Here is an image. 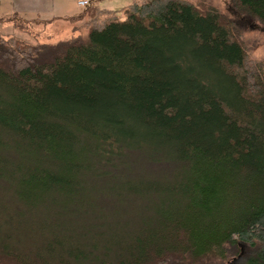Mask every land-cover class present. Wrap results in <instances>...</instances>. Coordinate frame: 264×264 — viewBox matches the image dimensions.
I'll return each instance as SVG.
<instances>
[{
  "label": "trees",
  "instance_id": "1",
  "mask_svg": "<svg viewBox=\"0 0 264 264\" xmlns=\"http://www.w3.org/2000/svg\"><path fill=\"white\" fill-rule=\"evenodd\" d=\"M228 4L0 33V264H264V0Z\"/></svg>",
  "mask_w": 264,
  "mask_h": 264
},
{
  "label": "rangeland",
  "instance_id": "2",
  "mask_svg": "<svg viewBox=\"0 0 264 264\" xmlns=\"http://www.w3.org/2000/svg\"><path fill=\"white\" fill-rule=\"evenodd\" d=\"M80 0H0V33L13 34L17 38L36 42H58L71 35L81 33L88 20L106 16L108 11L125 17L124 9L132 0H89L82 6ZM195 4H207L233 16L229 0H188ZM90 11V14H89ZM92 20V19H91ZM240 22V21H238ZM242 40L249 56L260 61L264 68V28L253 21H242ZM240 252L228 264H242L250 246L240 242Z\"/></svg>",
  "mask_w": 264,
  "mask_h": 264
},
{
  "label": "built area",
  "instance_id": "3",
  "mask_svg": "<svg viewBox=\"0 0 264 264\" xmlns=\"http://www.w3.org/2000/svg\"><path fill=\"white\" fill-rule=\"evenodd\" d=\"M79 4L82 6H87L89 4V0H80Z\"/></svg>",
  "mask_w": 264,
  "mask_h": 264
},
{
  "label": "crops",
  "instance_id": "4",
  "mask_svg": "<svg viewBox=\"0 0 264 264\" xmlns=\"http://www.w3.org/2000/svg\"><path fill=\"white\" fill-rule=\"evenodd\" d=\"M79 3V2H78ZM89 14H90V11H89ZM90 19H92L91 17H90Z\"/></svg>",
  "mask_w": 264,
  "mask_h": 264
}]
</instances>
